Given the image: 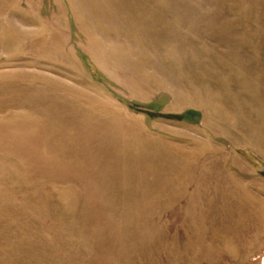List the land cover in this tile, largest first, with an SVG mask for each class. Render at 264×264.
<instances>
[{
    "label": "rangeland",
    "instance_id": "1",
    "mask_svg": "<svg viewBox=\"0 0 264 264\" xmlns=\"http://www.w3.org/2000/svg\"><path fill=\"white\" fill-rule=\"evenodd\" d=\"M0 264H264V0H0Z\"/></svg>",
    "mask_w": 264,
    "mask_h": 264
}]
</instances>
